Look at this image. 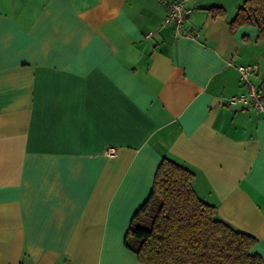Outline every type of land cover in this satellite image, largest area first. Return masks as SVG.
Masks as SVG:
<instances>
[{"label":"crops","instance_id":"1","mask_svg":"<svg viewBox=\"0 0 264 264\" xmlns=\"http://www.w3.org/2000/svg\"><path fill=\"white\" fill-rule=\"evenodd\" d=\"M181 1L0 0V264H140L125 235L163 158L264 260V116L227 106L238 66L264 93V39L230 31L246 0L186 2L178 36Z\"/></svg>","mask_w":264,"mask_h":264},{"label":"trees","instance_id":"2","mask_svg":"<svg viewBox=\"0 0 264 264\" xmlns=\"http://www.w3.org/2000/svg\"><path fill=\"white\" fill-rule=\"evenodd\" d=\"M246 25L264 39V0H246L230 31ZM193 182V172L163 158L147 201L130 222L125 247L140 264H264L252 252L257 239L221 220L216 208L197 196Z\"/></svg>","mask_w":264,"mask_h":264},{"label":"built area","instance_id":"3","mask_svg":"<svg viewBox=\"0 0 264 264\" xmlns=\"http://www.w3.org/2000/svg\"><path fill=\"white\" fill-rule=\"evenodd\" d=\"M192 0H183L181 2H172L168 4V12L163 20V25H173L175 33L178 36L190 37L191 35L184 31L186 18L189 10L185 8V3ZM237 70L240 74L246 92L235 95L227 100L228 107L239 106L242 109L252 110L264 116V93L253 82V77L258 72L256 64L238 66ZM108 155H114L115 149H109Z\"/></svg>","mask_w":264,"mask_h":264}]
</instances>
